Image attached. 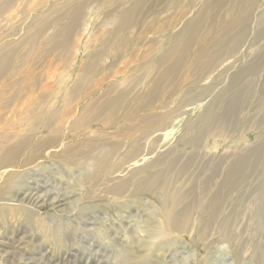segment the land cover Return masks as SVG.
<instances>
[{
	"label": "rangeland",
	"instance_id": "374dc122",
	"mask_svg": "<svg viewBox=\"0 0 264 264\" xmlns=\"http://www.w3.org/2000/svg\"><path fill=\"white\" fill-rule=\"evenodd\" d=\"M90 1L86 9L90 17L88 29L83 33L79 44L74 42L78 49L75 59L72 57V63L68 61L63 45H58V49L54 50L62 37L55 39L46 49L43 47L52 31L46 33L30 49L31 42L37 37L34 33L39 31L33 29V22L42 15L46 16L54 8L57 15L62 13L61 4L64 0H23L19 14L12 16L17 19L12 18L0 30V40L6 37L4 45L0 42V46L16 41L20 43L12 67L0 77V137L14 133L20 138H26V134L32 136L26 125L30 117L37 114L34 112L35 107L42 106L41 96H48L57 86L56 91L63 86L60 89L62 92L66 89L64 84L71 88L74 81L77 83L82 80L84 73L80 71L84 68L87 55L104 48L106 44L102 43L111 39V24L116 14L137 0H106L105 6L100 8L94 0ZM144 1L146 2L136 24L129 29L133 34L130 35L122 55L111 53L105 62L99 60L87 78V87L74 102L69 101L74 104L68 107L67 104L71 103H68V96H65L68 95L66 90L58 104L66 100L60 106L66 110H63L59 121L50 129L34 135L40 138L57 134L61 139L43 151L37 161H40V170L33 165L20 169L25 174L23 182L29 187L36 185L38 190L43 191L40 196L46 198L43 197L33 208L32 222L26 221L21 214L7 215L6 219L0 220V264H137L141 254V241L152 225L153 215L159 211L158 201L143 194L128 199V203L120 207L110 199H102L94 191L95 187L88 188L81 184L84 166L79 164L88 152H97L115 140L121 142V151L117 153L122 154L118 160L121 161L124 154L139 142V135L129 134L126 128L141 120L158 122L161 115L174 112L176 107H180L178 102L184 94L187 95L182 103L184 107L191 103L209 104L211 101L235 98L234 124L232 128L218 130L216 137H210L207 146L202 149H181L173 142L167 147L166 153L164 150L158 153L168 156L175 154L182 160L191 155V169L196 168L197 175L200 173L198 181L209 179L213 168V161L210 159H217L219 177L215 183L221 182L225 170L245 150L247 154H255L258 161L246 183L236 189L238 194L246 196L260 193L261 202L254 208L258 222L250 221L245 212V199H239L232 205L227 195L223 194L222 208L238 213L230 229L239 234V240L234 245L223 241L222 244L210 248L208 258H205L203 264H264L263 242H259V239L264 238V0H252L250 19L244 24H234L225 33L221 32L228 21L238 18L246 9L244 6L239 10L236 6L237 0H228L221 6L212 0ZM204 9L207 12L206 23L204 19L201 34L195 40L194 37L190 39L187 26L193 16ZM242 30L244 36L238 43L236 53L229 58V63L219 64L212 72L206 73L202 68V49L208 48L214 40L217 41V48L231 47L238 42V35ZM125 34L128 36V30ZM32 35L35 36L31 38ZM186 39L191 40V46L183 52L182 44ZM76 40L78 41V37L74 41ZM217 48H210L209 53H214ZM166 50L172 51L174 60L183 55L184 64L176 76L166 80V84L171 86L164 91L160 89L155 97H151L141 88V84L146 85L144 81L136 86L133 83L135 77ZM71 64L73 68H70ZM183 70L186 72L185 78L182 76ZM241 70H247L242 79L229 88L224 96L217 95V90L225 80ZM67 75L69 76L66 77ZM60 76H64L62 85H59L60 81H56ZM65 78L67 83L64 82ZM115 84L127 91V100H135L131 101L125 116L120 119L119 114L110 117L105 114L94 117L90 124L85 125L84 121H81L83 124L78 123L83 118L81 105L84 101L102 95L105 88ZM148 100H154V104L146 106ZM117 118L118 121H115ZM113 121L119 129L117 134L113 133L116 130ZM102 137H108V141L101 145ZM142 143L144 146L145 143ZM68 146L73 147L71 154H64V158L53 155L56 153L54 150L58 152ZM50 152L53 156L48 158ZM202 154L205 155L204 160ZM154 157V154L147 156L151 162ZM126 166L128 165L122 169ZM4 171L1 170L0 174H4ZM19 195L17 189H10V198L6 202L17 204L15 201L20 200ZM210 197V191L203 192L201 196H196V201L202 200L206 204ZM53 201L55 205L51 203ZM3 205L0 199V207ZM196 211L198 213V208ZM172 234L168 237L169 244L152 249L146 264H198V258L205 256L206 251L201 248L204 243L195 242L188 235ZM237 244L245 246L246 254L236 262L233 249Z\"/></svg>",
	"mask_w": 264,
	"mask_h": 264
},
{
	"label": "bare ground",
	"instance_id": "6f19581e",
	"mask_svg": "<svg viewBox=\"0 0 264 264\" xmlns=\"http://www.w3.org/2000/svg\"><path fill=\"white\" fill-rule=\"evenodd\" d=\"M94 1L99 8L105 6L106 3V0ZM212 1L221 6L228 0ZM89 2L91 1L64 0L61 4L63 9L62 13L57 15V13H54L57 12L54 8L48 11L46 16L42 15L37 18V20L33 22V29L39 31L34 33L37 37L31 42L30 49H32V46L40 39L44 38L46 33L52 31L51 35L46 39L47 44L43 45V47L46 49L51 42L62 37V41L58 42L57 48L55 47L56 49L54 50L58 49V45H63L65 47L63 51L66 52L65 55L68 61L74 60L78 49L75 43L78 42L79 44L84 35L83 33L87 32L88 29L90 17H88L86 9ZM145 2L144 0H137L116 14L111 24V39L109 38L110 40L107 43H102V45H106H104L101 51H94L87 55L85 64L83 65L84 68L82 67L83 69L80 71L84 73L83 79H80L81 81L78 80L79 82L75 83L73 80L74 83L71 88H69V86L67 87V84H64L66 85L64 91L61 92L60 90L63 86H60L59 90L56 91L55 89L58 87L57 86L53 89L55 92L51 90V94L48 95L47 93L48 96L44 94V96H41L40 102L42 106L35 107L34 112H37V114L31 116L30 121L26 125L27 130L30 129V133L33 134L32 136L26 134V138H20L18 135H14V133L11 134V136L0 137V171L3 169L5 170L3 172L4 174H0V199L4 204L0 207V220L4 219L7 215L13 216L14 214H21L25 217L26 221L32 222V210L42 201L41 199L44 196L41 197L40 194L43 191L41 189L38 190L36 185L34 187V184L32 187L25 184L23 182L25 174L21 172L20 169H23V166L29 167L33 165L36 166V169L40 170V161H37L43 155V151L48 149V146H54L61 141L60 135L57 136V134L52 137L48 134L49 137L40 138H36L34 135L46 129H50L52 125L54 126L56 121H59L63 110H66L65 107V109H62L60 106L65 103L66 100H63L64 102L62 101V104H58L62 94L67 92L66 90H68V95H65L68 96V103H71L69 101L74 102L73 100L79 98L84 88L87 87L85 86L87 78L92 74V70L99 60L105 62L111 53L122 55L123 49L126 48L130 40V35L133 34L132 30L129 29L136 24ZM22 4L23 0H0V30L3 27L5 28L6 24L12 21V16L16 17V15L19 14ZM236 6L239 10L244 6L246 9L241 12L238 18H231L221 33L230 31L234 24H244L250 19L252 0H237ZM206 14L207 12L205 9L204 11L199 10L189 22L187 26V35L190 39L194 37L195 40L201 34L200 31L203 28ZM14 19L17 18H13V20ZM127 30L128 36L125 34ZM243 32L244 30L239 33L238 42L231 47L217 48V41L214 40L208 45V48L202 49L204 56L201 62L202 68L206 73L212 72L214 67H217L219 64L226 63L227 65L229 63V58L236 53L239 47L238 43L244 36ZM34 36L35 35H32L31 38ZM76 37H78V41H74ZM4 38H1V44H3ZM190 39H186L185 43L182 44L183 52L191 46ZM18 43L19 42L16 41L11 44L9 43L10 45L3 46V44L0 46V77L12 67L13 62L16 60L20 48V43ZM212 47L217 49L211 54L209 53V49ZM182 57L183 55L177 58V60H174L171 50L164 51L161 55H158L142 73L135 77V82L133 84L136 86L139 82L144 81L146 85L141 84L142 90L149 93L151 97H155L160 89L164 91L166 87L171 86V84H166V80L171 79L180 72L184 64ZM70 66H72L70 68H73V64ZM246 72L247 70H241L232 78L225 80L217 90V95L220 97L224 96L227 90L234 84H237ZM68 76L69 75L66 77ZM182 76L184 78L186 77V72L184 70ZM63 77L64 76H60L58 77L59 80H56L58 82L60 81L59 85L64 80L62 79ZM66 81L67 79L65 78L64 82ZM89 83L87 85H89ZM88 90L89 89H87V91ZM126 94L127 91L119 84L105 88L102 95L84 101L83 105H81L83 118L79 119L78 123L83 124L81 121H84L85 125L90 124L94 117L105 114H108L109 117L119 114L121 119L125 116V111L131 101H135L133 98L127 100L125 97ZM186 96L187 95L184 94V97L179 100L178 104L180 107H176L174 112L161 115L158 122H154L155 120H141L140 122L128 126L126 131L132 135H139V142L134 144V146L124 154L121 161L118 160L120 159L119 156H122V154L117 155V153L121 151V142L115 140L111 141L97 152H88L82 163L79 164V166H84V172L81 175V184L88 188L95 187L94 191H96L102 199H110L115 205L120 207L125 206L129 201L128 199L137 198L143 194L158 201L160 208L159 211L153 215L152 225L146 231L145 238L141 241V254L138 257V261L135 259L137 264L148 263L149 254L153 248L169 244L170 240L168 237L170 233H173L172 235H188L191 240L204 243L201 248L206 251V254L202 258L200 257L201 259L198 258V264H203V261L205 262L207 254L209 255L208 250L210 248L222 244L223 241H228L231 245L236 244L239 240V234L235 230L230 229V227L234 225L238 213L236 214L233 210H224L222 208L223 203L221 197L223 194L227 195V199L232 205H235L239 199H245V212L250 217V221L255 220L258 222L254 208L261 202L260 193H257L255 196H246L244 194H238L236 191L237 188L246 183L250 173L258 164L255 154H247L245 150L238 158L235 157L233 165H230L225 170L221 182L218 183V181L215 183V180L219 177V169L217 167L219 161L217 159H210V161H213V168L211 169L209 179L198 181L197 179L200 177V173L197 175L198 172L195 171L196 168L191 169V155H188V157H186L187 159L183 158L182 160L175 154L168 156L158 153L160 150H164L166 153L168 150L167 147L173 142L180 146L181 149H202L207 146V140L210 137H216V132H218V130L221 128H232L234 124V115L236 113L235 98L211 101L212 103L209 104H207V102L204 104L191 103L190 106L184 107L182 103L186 100ZM72 104L74 103L67 104L66 107ZM153 104L154 100H148L146 106ZM115 121H118V118ZM115 121L112 122L114 128H116L113 133L117 134L119 133V129L115 126ZM72 125L76 126L77 124ZM71 126L70 128L73 129ZM82 128H84V126ZM84 129L86 130V128ZM52 132L56 133L54 131ZM107 138L108 137L100 138L101 145L108 141ZM141 142L145 143L144 146ZM54 152L53 155L64 158V154H71L73 152V147L68 146L64 150L58 152L54 150ZM152 154L155 155V159L151 162L147 156ZM23 155H25L24 160H22ZM52 156L50 152L48 158ZM201 157L204 160L205 155L202 154ZM199 164L200 162L198 161V165ZM20 165H22V167H20ZM125 165L128 166L122 169ZM155 168L158 169L154 170ZM10 189H17L20 194V200L15 201L18 202L17 204L11 205L9 202H6L10 198ZM209 191L211 194L209 203L206 202L205 204L202 200L196 201V196H201V193ZM44 198H46V196ZM51 203L55 205L54 201ZM197 208L198 213L196 211ZM259 242H263L264 247V238L259 239ZM245 254V246H235V249H233L234 261L237 262L239 259L244 258Z\"/></svg>",
	"mask_w": 264,
	"mask_h": 264
}]
</instances>
